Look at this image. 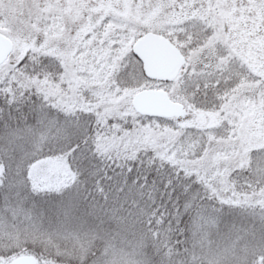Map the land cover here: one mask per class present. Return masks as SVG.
Wrapping results in <instances>:
<instances>
[{
    "label": "snow or ice",
    "instance_id": "6c2138e0",
    "mask_svg": "<svg viewBox=\"0 0 264 264\" xmlns=\"http://www.w3.org/2000/svg\"><path fill=\"white\" fill-rule=\"evenodd\" d=\"M0 264H264V0H0Z\"/></svg>",
    "mask_w": 264,
    "mask_h": 264
}]
</instances>
